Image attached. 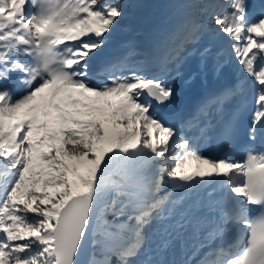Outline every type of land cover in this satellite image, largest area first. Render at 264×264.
<instances>
[{"label":"snow or ice","instance_id":"snow-or-ice-1","mask_svg":"<svg viewBox=\"0 0 264 264\" xmlns=\"http://www.w3.org/2000/svg\"><path fill=\"white\" fill-rule=\"evenodd\" d=\"M127 7L0 0V264H264V0H189L155 50L101 61ZM206 38L237 75L173 122ZM249 109L243 161L202 153Z\"/></svg>","mask_w":264,"mask_h":264},{"label":"rangeland","instance_id":"rangeland-1","mask_svg":"<svg viewBox=\"0 0 264 264\" xmlns=\"http://www.w3.org/2000/svg\"><path fill=\"white\" fill-rule=\"evenodd\" d=\"M131 4L132 8L127 7V22L123 26H119L113 36L115 40L111 43L112 46L129 44L135 42L140 49L147 50L149 49L148 35L137 32V29H140L144 24V15L147 11L150 10V5L147 3V0H142L141 3H137V0H124V3ZM139 33V34H138ZM120 34H125L126 37H119ZM155 136V132L153 133Z\"/></svg>","mask_w":264,"mask_h":264},{"label":"bare ground","instance_id":"bare-ground-1","mask_svg":"<svg viewBox=\"0 0 264 264\" xmlns=\"http://www.w3.org/2000/svg\"><path fill=\"white\" fill-rule=\"evenodd\" d=\"M165 25L166 23L165 24L160 23L159 18H157V14H155L154 12L149 13V15L146 18H144V24L142 28L145 31V33L148 35V39H150L149 43L150 44L153 43L154 50L159 45V43L162 41L166 32L168 31L166 30ZM139 31L140 30H138L137 32ZM115 37H118V36L112 37L109 46L105 50L111 48L110 45L115 40ZM119 37H126V36L125 34H120ZM190 58L191 57H188L187 59H185L182 63L179 64L178 67L174 66L172 71L169 73L170 78L175 77L174 86L178 85V82L182 76L189 75L192 70L196 69L193 65L194 61L189 60Z\"/></svg>","mask_w":264,"mask_h":264},{"label":"trees","instance_id":"trees-1","mask_svg":"<svg viewBox=\"0 0 264 264\" xmlns=\"http://www.w3.org/2000/svg\"><path fill=\"white\" fill-rule=\"evenodd\" d=\"M121 23H124V20H122Z\"/></svg>","mask_w":264,"mask_h":264}]
</instances>
